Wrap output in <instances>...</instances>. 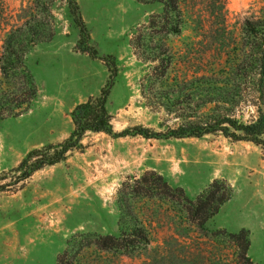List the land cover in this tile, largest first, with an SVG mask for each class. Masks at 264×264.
<instances>
[{"label": "rangeland", "instance_id": "1", "mask_svg": "<svg viewBox=\"0 0 264 264\" xmlns=\"http://www.w3.org/2000/svg\"><path fill=\"white\" fill-rule=\"evenodd\" d=\"M1 1L0 52L5 31L25 21L47 23L53 34L25 55L36 85L29 108L0 121V264H55L67 247L74 264L244 263L237 242L222 233L240 229L247 231V258L264 264V148L221 132L185 138L117 135L137 125L162 132L174 128L181 111L175 80L184 77L190 80L186 86L192 119L224 109L244 122L256 117L244 84L229 95L233 104L202 106V101L223 95L214 77L230 74L240 83L257 75L254 52L259 40L245 20H264V0H225L222 14L219 4L207 8L205 27L188 20L179 34L152 38L145 25L150 14L161 12V4L76 0L94 56L77 46L79 27L66 0ZM43 4L48 13L40 12ZM108 55L117 68L107 100L113 132H87L82 148L17 182L20 171L15 167L26 153L68 137L73 129L69 112L99 94L108 80ZM150 171L170 187L181 188L189 199L215 179L227 181L232 195L206 221V235L186 219L177 194L170 191L128 196L131 214L124 210L123 215L122 184ZM133 229L143 230L149 243L136 242L130 256L91 243L97 235L118 236Z\"/></svg>", "mask_w": 264, "mask_h": 264}, {"label": "trees", "instance_id": "2", "mask_svg": "<svg viewBox=\"0 0 264 264\" xmlns=\"http://www.w3.org/2000/svg\"><path fill=\"white\" fill-rule=\"evenodd\" d=\"M137 1L145 4L159 3L162 5L161 12L150 14L145 25V28L151 31L148 35L150 38L155 34L160 35L161 33L179 34L182 24L188 20L197 22L201 27H205L207 8L214 9V5L219 4L220 13L222 14L225 3V0H211L213 1L212 5L205 3L207 0ZM66 2L73 15V21L79 27L80 38L77 46L83 51L90 49L92 51L91 56H94L96 50L88 44L89 31L82 19L77 1L66 0ZM3 8L4 6L0 0V13L2 14ZM47 11H49L48 7L43 4L40 12ZM221 19V24L224 25L225 17L222 15ZM245 26L255 33L259 40L254 52V60L258 68L257 75L252 76L251 79L244 77L240 83H236L230 74L225 77H214V83L221 85L219 94L223 95L219 99H214L213 97L204 98L202 106L212 102L233 104L229 95L234 92L237 86L244 84V90L250 89L246 97L250 98L248 101L256 108L258 112L256 117L244 122L236 118L233 113H229V109L228 111L224 109V111L212 110L213 112L204 115L203 117L205 118L202 120L192 119L193 115L189 107L190 93L189 88L186 86L190 80L184 77L181 80H175V100L181 104L178 109L181 110V113L176 114L179 122L176 123L174 128H168L167 131L162 132L137 125L123 129L117 135H141L146 138H185L201 137L207 133L221 132L224 136L233 140L252 141L264 148V20L256 22L245 20ZM223 30H225L224 27ZM52 34L53 29L47 23L39 22L33 25L28 21L18 26H12L5 31L0 52V121L7 117L18 116L29 108L36 94V85L25 63V55L31 46L50 38ZM140 37L137 38L135 44H141ZM104 61L109 70V75L99 94L95 97L89 96L85 101L75 105L69 112L73 129L68 137L61 142L43 145L41 148H34L26 153L19 165L15 167V170L20 171L17 182H24L33 172L45 165L55 164L66 159L68 152L71 150L82 148L81 140L87 132H104L108 134L113 132L112 116L107 109V100L114 84V78L117 75V68L113 56L108 55ZM166 191L177 194L178 202L185 212L186 219L199 231L203 232L204 235L207 234L204 229L206 221L214 216L232 195V188L227 181L215 179L194 199H189L181 188L170 187L160 174L150 171L145 172L139 178L133 179L132 182L122 184L119 189L121 213L124 215L125 210L128 214H131L127 205L128 196L131 197L141 192L165 193ZM122 202L126 205L124 209ZM222 233L227 234L237 242L236 245L240 250L238 257L244 260V263H240L241 261L239 260L237 264H256L246 256L249 246L246 230L240 229L238 233H227L226 231H222ZM240 240L241 243H239ZM136 242L149 243L148 237L143 233V230L123 231L118 236L97 235L91 241L100 250L113 248L124 256H130L133 253V246ZM82 243V241L79 242L82 247L86 246ZM72 258L73 256L67 247L57 257L55 264H74Z\"/></svg>", "mask_w": 264, "mask_h": 264}, {"label": "crops", "instance_id": "3", "mask_svg": "<svg viewBox=\"0 0 264 264\" xmlns=\"http://www.w3.org/2000/svg\"><path fill=\"white\" fill-rule=\"evenodd\" d=\"M261 261H264V259H262Z\"/></svg>", "mask_w": 264, "mask_h": 264}]
</instances>
